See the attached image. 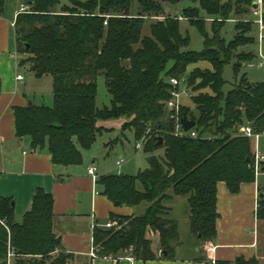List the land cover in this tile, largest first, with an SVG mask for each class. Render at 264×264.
<instances>
[{
	"label": "trees",
	"instance_id": "1",
	"mask_svg": "<svg viewBox=\"0 0 264 264\" xmlns=\"http://www.w3.org/2000/svg\"><path fill=\"white\" fill-rule=\"evenodd\" d=\"M5 2L0 0V15ZM182 2L186 3L174 13L173 7ZM21 3L27 9L17 13L13 26L16 51L22 55L18 65L27 64L36 77H52L53 103L15 106V135L29 136L34 151L47 146L52 163L62 166L80 164L81 149L89 148L97 134L112 129L101 122L123 119V131L130 129L136 140L143 138L147 168L135 174L106 173L96 179L109 200L134 209L130 215L110 214L121 224L94 228L98 254L129 253L134 259H154L151 235L156 233L161 256L175 258L178 222L171 217V203L177 196L186 199L190 232L201 244L212 242L218 217L217 183L225 182L235 193L242 183L256 178L251 140L239 127L251 123L254 131L264 134V80L239 75L255 56L242 48L255 40L248 35L255 22L244 17L250 16L253 0ZM169 8L172 11L167 13ZM229 18L234 19L235 32L226 41L221 30ZM181 20L202 35L200 51L184 49L189 36L180 31ZM206 20L211 21L210 34ZM201 60L208 61L211 69L187 73L190 64ZM228 63H232L234 81L224 91L222 73ZM99 76L110 97L109 105L101 107L96 103ZM183 76L189 86L199 77L195 89L211 90L191 97L195 111L183 105L178 110L179 118L186 114L195 121L191 128L195 137L174 134V120L166 109L169 78ZM260 194L255 215L264 222V190ZM53 201L50 192L37 187L30 208L17 221L13 198L0 196V264L71 263L74 254L64 250L53 231ZM234 263L259 262L238 256ZM215 264L228 262L216 260Z\"/></svg>",
	"mask_w": 264,
	"mask_h": 264
},
{
	"label": "crops",
	"instance_id": "2",
	"mask_svg": "<svg viewBox=\"0 0 264 264\" xmlns=\"http://www.w3.org/2000/svg\"><path fill=\"white\" fill-rule=\"evenodd\" d=\"M18 9L6 10L5 4L0 15V196L13 198L15 219L21 221L31 206L35 189L41 187L50 192L54 200L53 231L59 236L64 250L74 254L70 264H116L113 259L90 256L94 228L114 221L111 213L130 215L134 212L132 207L113 203L103 195L87 168L94 165L98 176L110 171L99 172L94 163L88 166L81 163L69 166L53 164L47 146L34 151L29 136L15 135L13 108L30 103L41 104L22 82L24 76L19 80L15 78L21 73L18 72L20 66L11 23ZM251 147L253 151V141ZM260 190H264V173L252 182L242 183L235 193L227 188L225 182L217 183L216 237L209 242L215 246L209 253L215 260L235 264V259L243 256L257 258L258 264L264 261V242L261 243L258 231V226L264 222L255 215ZM184 203L186 200L175 197L172 204L171 212L178 214L173 217L178 223L188 221ZM151 239V248L156 255L154 259L129 260L126 258L129 253H126L119 256L122 257L119 264H210L197 257L164 258L159 249L158 234L153 233Z\"/></svg>",
	"mask_w": 264,
	"mask_h": 264
},
{
	"label": "rangeland",
	"instance_id": "3",
	"mask_svg": "<svg viewBox=\"0 0 264 264\" xmlns=\"http://www.w3.org/2000/svg\"><path fill=\"white\" fill-rule=\"evenodd\" d=\"M22 0H6V10L13 11V9L19 8V3ZM69 0H60V5L68 4ZM186 2H182L178 5L173 7L174 13L176 10L179 11L182 8V4ZM254 4H252L253 6ZM166 8L169 5H165ZM172 9H167V13L171 12ZM166 14V13H165ZM173 14V12H172ZM247 18L254 16H244ZM205 29L210 34L211 33V21H205ZM180 31L184 35L189 36V44L184 48L185 50H192V51H200L203 46V37L198 31V29L190 25L187 20L180 21ZM147 32L145 28L144 33ZM234 19L229 18L225 21L224 26L221 30L222 37L229 41L232 39L234 35ZM259 34V27L257 23L252 25V28L248 35L255 38L254 42L248 43L244 45L242 48L246 51H251L255 54L254 58L243 65L241 67L239 75L246 73L247 76L252 81L261 82L264 80V66H257V63L261 60L258 54L259 45L257 43V36ZM17 57L20 59L22 55L17 52ZM207 70L211 69V65L208 61L201 60L196 63H192L187 67V73H190L192 70ZM18 72L24 76V82L28 87V90L31 93H34L36 96L37 102L45 105H52V77L50 75H44L42 77H36L30 70L28 65L20 66L18 68ZM222 76L225 80V84L223 86V90L227 91L232 87L234 81V74L232 70V63H228L224 66V70ZM97 97L96 103L98 106L109 105L110 97L107 93L104 78L99 76L97 78ZM200 82V78H196L194 84L189 86L191 91L190 96L180 95L178 97L179 102L183 103V106H187L191 111H195V105L191 99V97L197 94L200 91L203 92H211L208 87L195 89L194 85L196 86ZM186 104V105H185ZM191 104V105H188ZM123 119H111L104 122H101L102 125L106 127H111V130L102 131L101 133L97 134L95 141L93 144L86 149H81L82 153V162L81 165L88 166L94 163L97 167H99L98 171H110V173H128V174H135L140 170H144L147 168V153H145L142 149H136L135 145L138 140L135 139L134 133L130 129L122 130L121 123ZM254 142V141H253ZM258 150L264 153V134L258 140ZM120 157L123 158L124 162L118 167L116 166V160ZM177 199L186 200L185 197L177 196ZM174 201L171 203L173 204ZM186 206V203H184ZM188 212V211H187ZM188 214V213H187ZM178 215L176 212H171V217H175ZM179 221V220H178ZM257 228V227H256ZM257 230V229H256ZM258 231L260 233V240L261 243L264 242V223H260L258 226ZM178 242L175 245L174 254L179 257H197L203 261L207 258V252L205 249V243H199L198 239L190 232L189 230V220L184 222L181 220L178 223ZM126 252V251H125ZM260 264H264V261Z\"/></svg>",
	"mask_w": 264,
	"mask_h": 264
},
{
	"label": "built area",
	"instance_id": "4",
	"mask_svg": "<svg viewBox=\"0 0 264 264\" xmlns=\"http://www.w3.org/2000/svg\"><path fill=\"white\" fill-rule=\"evenodd\" d=\"M253 4H256V6H251V15L254 16V22L257 23L259 27V34L257 36V43L259 45L258 54L260 56V61L257 63V66L261 67L264 66V24L262 21V5L263 0H253ZM27 7L25 4L21 3L19 5V9L16 12H23L26 11ZM15 15V16H16ZM12 26H14V21L11 23ZM16 80L22 79V74H16ZM169 82L171 84V90H170V98L166 102V109L171 112L170 118L174 120V134L176 135H183V134H189L192 137L197 136L195 131H192L191 129L188 131H184L180 118L178 117V110L180 106H182V103L179 102L178 97L180 95H186L190 96L191 91L189 89V85L186 79V76L183 77H170ZM239 132L243 134L244 136L248 137L251 141H254V159H253V167L255 171V177H257L259 174L264 173V170L262 169V165L264 163V153L260 152L258 150V140L262 136L261 133L254 131L251 123H247L244 125H241L239 127ZM143 146V138L139 139L136 142L135 148L136 149H142ZM124 162L123 158L120 157L116 160V166H120ZM88 174L91 176V178L96 182V179L98 178V175L96 173V167L94 165H91L87 168ZM116 224L115 221H109L103 224L104 227L110 228ZM95 226V224L93 225ZM205 249L207 252V259L205 261L209 262L210 264H215V258L211 256L209 253L213 252L215 249V246L211 243H205ZM98 248H95L93 245V238H92V246L90 249V256L93 258L96 257H102V258H108L113 259L114 261H118L122 259V257H111V256H100L98 254ZM131 250V248H130ZM129 260H133L134 257L129 254L127 257Z\"/></svg>",
	"mask_w": 264,
	"mask_h": 264
},
{
	"label": "water",
	"instance_id": "5",
	"mask_svg": "<svg viewBox=\"0 0 264 264\" xmlns=\"http://www.w3.org/2000/svg\"><path fill=\"white\" fill-rule=\"evenodd\" d=\"M253 6H256V4H254ZM182 127L184 131H188L191 128H193L195 126V121L193 119L188 118V116L186 114H183L180 118ZM161 141V140H160ZM262 194H260L261 196ZM116 204H118V202H116ZM116 223L121 224L122 220L121 219H115L114 220Z\"/></svg>",
	"mask_w": 264,
	"mask_h": 264
}]
</instances>
